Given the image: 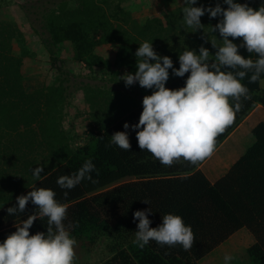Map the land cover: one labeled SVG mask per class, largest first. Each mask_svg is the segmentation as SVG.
I'll use <instances>...</instances> for the list:
<instances>
[{
  "label": "trees",
  "instance_id": "trees-1",
  "mask_svg": "<svg viewBox=\"0 0 264 264\" xmlns=\"http://www.w3.org/2000/svg\"><path fill=\"white\" fill-rule=\"evenodd\" d=\"M47 1L17 2L39 34L49 62L40 78L27 72L25 59L34 53L20 44L22 27L2 13L9 2L0 0V196L6 191L15 194L0 206V243L16 231V225L39 211L31 201L23 213L9 215L7 209L18 206L20 195L43 187L54 190L57 201L67 209L64 225L77 242L75 264H90L99 245H103L104 253L94 264H199L201 257L242 227L254 237L247 247L249 264H264V121L252 126L253 141L212 182L198 168L201 162L193 165L180 160L168 167L139 148V129L131 126L139 122L142 102L127 107L117 103L116 111H122L112 115L111 121L110 115L91 110L94 102L86 103V116L88 111L99 127L88 120L90 127L84 129L81 142H70L62 124L66 114L62 101L65 91L67 96L71 94L72 78L79 75L78 69L85 67L91 74L105 76L116 73L112 66L132 65L136 69L135 52L143 42L157 40L160 21L149 17L139 22L125 0ZM209 3L227 8L222 0ZM239 3L257 10L264 6L252 0ZM220 19L218 16L213 21L217 24ZM213 21L208 22L212 30L216 25ZM210 33L211 42L222 39L218 30ZM235 40L239 41L233 42L237 45L243 43V38ZM107 44L116 46L112 56L103 55L99 48ZM215 53H210V60L215 59ZM239 54L257 59L244 47L239 48ZM173 66L178 69L180 63ZM188 75L177 77L169 71L166 87L185 86ZM242 83L249 88L251 99L242 98L241 110L233 125L218 137L217 146L256 104L264 106L260 80L249 83L245 77ZM125 123L130 125L128 129ZM116 132H127L129 151L111 143ZM88 160L95 165L91 176L96 183L85 179L70 191L57 185L58 177L75 174ZM36 168L43 169L38 177L33 175ZM149 208L152 212L147 218L152 228L162 223L165 214L181 216L195 235L192 249L161 246L155 241L139 248L134 243L139 224L134 213ZM47 226L46 217L38 218L29 232L46 233Z\"/></svg>",
  "mask_w": 264,
  "mask_h": 264
},
{
  "label": "clouds",
  "instance_id": "clouds-1",
  "mask_svg": "<svg viewBox=\"0 0 264 264\" xmlns=\"http://www.w3.org/2000/svg\"><path fill=\"white\" fill-rule=\"evenodd\" d=\"M185 2L188 6L183 9V21L187 27L200 29V18L205 12L210 18L221 17L213 27V31L218 30L222 37V46L212 44L218 49L215 59H209L210 52L203 46L199 48V54L196 50H185L179 55L180 66L176 69L169 56L158 55L152 42L145 41L135 52V73H125L121 77L126 87L138 82L142 88L155 89L151 95L143 97L139 122L131 127L139 129L136 131L139 148L168 167L180 160L196 165L211 158L218 137L233 125L236 113L241 110L242 98L251 99L249 88L242 81L248 77L249 83H256L264 75V6L257 10L247 3L223 0L227 8L220 3L205 8L194 7L197 0ZM237 38H243L241 45L233 43ZM240 47L250 54L255 53L257 59L239 54ZM169 69L177 77L190 73L185 86L166 87ZM129 127L128 123L124 124L125 129ZM111 143L125 151L131 149L127 132L114 133ZM94 170L95 165L88 160L75 174L58 177L57 185L70 191L85 179L96 183L91 176ZM42 171V168H36L33 175L38 177ZM68 191L64 192L65 197ZM29 201L39 211L16 225V231L0 243V264H75L77 242L65 228L67 209L57 201L56 192L34 188L27 195L17 197L18 206L9 207L8 214L23 213ZM151 212L149 208L134 213V219L139 220L134 243L139 248L155 241L161 246L180 245L185 251L192 249L195 235L181 216L165 214L162 223L152 228L147 218ZM44 217L47 218V232L30 234L33 223ZM233 259L226 255L225 264Z\"/></svg>",
  "mask_w": 264,
  "mask_h": 264
},
{
  "label": "rangeland",
  "instance_id": "rangeland-1",
  "mask_svg": "<svg viewBox=\"0 0 264 264\" xmlns=\"http://www.w3.org/2000/svg\"><path fill=\"white\" fill-rule=\"evenodd\" d=\"M21 1L24 2L27 0H8L9 3L4 5V8H2V13L5 14L7 18L14 20L21 25L23 37L20 44L34 53L33 56H29L25 59V68L30 74H35L36 76H40V78H42L49 68V62L46 58V53L43 49L39 34L35 32L33 28H31L32 24L28 16L17 3ZM41 1H45V3L48 2L47 0ZM208 1L209 0H197V3L193 6H203L205 8L214 7L213 3L208 4ZM252 1L264 3V0ZM127 2L130 4L127 7H130L132 3V9L130 10H133V13L131 12L132 16L136 19H139L138 21L143 20L146 16H149L152 13H156V11L159 9V6L155 0H128ZM236 2H240V0H236ZM171 6L175 10L168 14L169 31L166 33L171 32L174 36V41L172 40L174 44V52L173 55L169 56L173 61V65L179 64L178 54H182L185 50H196L197 54H199V48L203 46L207 48L211 54H214L218 49L213 47L212 44L214 43L211 42L212 39H208L211 38L212 35H206L207 31L210 32L211 30V32H213L212 26L208 27V22L213 21V18H210V15L205 12V14L200 18L202 26L200 29L196 30L195 28L187 27L184 24L183 9L184 7L188 6L185 0H177L173 2ZM213 22L216 24V21ZM36 26L38 25L36 24ZM178 31L180 33H177L176 35V32ZM163 37L166 38V36L161 34V38ZM115 47V45L107 44L102 45L99 48L103 55L112 56ZM14 50L18 51L17 44H15ZM211 57L212 56H210L209 59ZM111 70L115 71L116 73H113L112 75L107 74L105 76L102 74H91L85 67H81L80 71L78 69V72H80L79 75H76L74 78H72L71 94L67 96L68 91L64 92V99L62 101L63 112L68 115H72L71 119L67 120L68 124L65 125L66 127H70L74 130L70 133L75 134L72 135V138L75 136L73 141L76 143V145L79 144L78 136H82L84 129H86V121L88 123V120H90L93 125L99 127V124L92 119L88 111L87 114L89 118L88 116L83 115L86 114V103L94 102L95 104L92 105L91 110L98 115L102 113L103 115H110L108 116V121H111L112 115L119 114L122 111L121 108H119L120 111H116L115 105L117 103L121 102V104L125 105L124 107L138 104L139 102H142L144 95H146V93L141 94L136 91L137 87H140L138 82L126 87L124 80L121 79L125 73H135L132 72L133 70H136L134 66L131 65L130 68L121 65L118 67L112 66ZM169 71L172 72L171 69H169ZM259 84L261 87H264V77L260 79ZM94 85H98L99 87H94ZM154 90L151 89L150 91L153 92ZM112 112L114 113L112 114ZM104 119H106V117H104ZM251 120H253V118H251ZM104 122H107V120H104ZM88 127H90V125ZM96 127L93 129L94 132L97 131L98 127ZM252 141L253 136L251 135L250 130H248L245 132V136L243 137L239 146L236 148L238 149L237 151H243ZM14 195L15 194L13 193L10 194L9 191H6L4 194H2L0 196V206L9 199H12ZM253 242V235L245 227H242L229 236L226 240L214 247L209 253L201 257L198 260V263L225 264L224 257L226 255H230L234 257V259L229 261L228 264H249L250 258L247 254V247ZM103 250V245H99L95 248L89 260L90 264H94L102 257V254L104 253Z\"/></svg>",
  "mask_w": 264,
  "mask_h": 264
},
{
  "label": "crops",
  "instance_id": "crops-1",
  "mask_svg": "<svg viewBox=\"0 0 264 264\" xmlns=\"http://www.w3.org/2000/svg\"><path fill=\"white\" fill-rule=\"evenodd\" d=\"M128 1V0H127ZM126 1V2H127ZM177 0H155V2L158 4L159 9L156 11V13H152L149 16H146L143 20L139 22H144L145 19L149 17H158L159 18V26H154L155 28H158L157 33V40L152 42V46L154 51L157 52L160 56H170L173 55L174 52V36L172 33H166L168 32V14L171 13V11H174L175 9L171 6L173 2ZM128 2V6H129ZM129 10L132 9V3L130 7H127ZM173 8V9H172ZM133 10H130L132 12ZM133 13V12H132ZM131 13V14H132ZM139 20V19H137ZM179 34L180 32H176ZM161 34L163 36H166V38H161ZM211 34L207 31L206 35ZM160 36V38H159ZM173 40V41H172ZM218 42H222L221 40H215L214 43L217 45ZM233 42L238 43V40H233ZM222 44V43H221ZM181 54H178V56ZM154 63V61H153ZM136 89V88H135ZM151 89H145L142 87H137L136 91L141 94L150 95ZM145 96V95H144ZM86 116V114H83ZM71 114H65L62 120V124L65 127L68 139L70 142L73 141L74 137L72 138V135H75L74 133H70L71 131H74L70 127H66L65 124L67 123V120L71 119ZM69 117V118H68ZM253 118V120H251ZM258 121H264V106L261 104H256L251 111L244 117V119L228 134V136L217 146L216 151L214 155L206 159L205 161L201 162L198 166V168L205 174V176L208 178L209 181H214L217 179L220 175H222L227 168L231 165V163L244 151H237L236 149L240 142L242 141L243 137L245 136V132L248 130H251L252 126L257 123ZM87 122V121H86ZM86 130L88 129V125L85 126ZM82 134V133H81ZM78 143L81 142L82 138L81 136H78ZM236 232V231H235ZM232 235V234H231ZM230 235V236H231Z\"/></svg>",
  "mask_w": 264,
  "mask_h": 264
}]
</instances>
